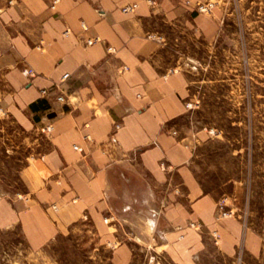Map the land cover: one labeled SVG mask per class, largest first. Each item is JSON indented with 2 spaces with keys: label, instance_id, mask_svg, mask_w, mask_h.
<instances>
[{
  "label": "crops",
  "instance_id": "1",
  "mask_svg": "<svg viewBox=\"0 0 264 264\" xmlns=\"http://www.w3.org/2000/svg\"><path fill=\"white\" fill-rule=\"evenodd\" d=\"M195 2L0 0V228H17L41 250L83 223L112 249V264L132 260V219L139 228L156 221L179 264H195L192 253L214 233L223 252H234L240 223L216 219L215 197L196 193L178 137L189 82L166 56V40H212L220 29L219 16L196 12ZM132 3L134 11H121ZM93 36L101 41L85 45ZM55 86L64 102L41 95ZM43 124L52 131L42 133ZM250 246L258 256L257 235Z\"/></svg>",
  "mask_w": 264,
  "mask_h": 264
},
{
  "label": "rangeland",
  "instance_id": "2",
  "mask_svg": "<svg viewBox=\"0 0 264 264\" xmlns=\"http://www.w3.org/2000/svg\"><path fill=\"white\" fill-rule=\"evenodd\" d=\"M210 1L211 12L203 14L219 16L216 37L169 34L166 56H175L174 65L189 82L188 112L178 120V137L188 146L196 193L213 195L216 219H222L217 217L220 207L231 211L226 217L238 220L241 231L231 254L222 251L214 233V240L200 243L192 259L195 264H264V0ZM5 163L10 167L9 160ZM131 221L136 227L127 232L133 253L129 264H179L156 221L148 220L144 228ZM199 227L188 223L192 231ZM88 230L78 223L35 250L17 228H0V264H112V249L98 245ZM251 234L261 244L256 257Z\"/></svg>",
  "mask_w": 264,
  "mask_h": 264
},
{
  "label": "built area",
  "instance_id": "3",
  "mask_svg": "<svg viewBox=\"0 0 264 264\" xmlns=\"http://www.w3.org/2000/svg\"><path fill=\"white\" fill-rule=\"evenodd\" d=\"M148 3L150 5H154L156 3V0H147ZM59 2V0H51V4H50V7L51 8H55L56 4ZM214 6V2L212 1H207V2H202L200 0H196L195 2V5H194V9L196 12L198 13H205V14H209L211 12V9L212 7ZM137 7V4L136 3H132V4H125L122 8H121V11L122 12H132L135 10V8ZM81 27L82 29H86L87 26L84 22L81 23ZM69 33V30H65L63 32V35H68ZM101 41V38L99 36H93V37H90L88 39L85 40V45L87 46H90V45H93L97 42H100ZM114 48L111 47V46H108L107 47V52L108 53H113L114 52ZM123 69H126V67H123ZM23 73L26 77H32L34 76L35 72L32 68H25L23 70ZM69 74L68 73H65L62 75V79L65 80L66 78H68ZM40 93L43 97L45 98H49L50 95H54L55 96V101L56 102H64L65 100V97L63 95V93L61 91H58V86H55V87H52V88H43L40 90ZM88 124H85L84 127H87ZM119 124L115 123L114 124V130L118 129L119 128ZM53 127L51 124H43L40 126L39 130L42 132V133H50L52 131ZM83 139L87 142L89 141H92V137L91 135L89 134H85L83 135ZM74 149H79V147L77 145H74L73 146ZM136 153V152H134ZM134 159V158H133ZM231 214V211H228V210H225L223 209L222 207H220L217 211V217L218 218H224L226 216H229Z\"/></svg>",
  "mask_w": 264,
  "mask_h": 264
}]
</instances>
